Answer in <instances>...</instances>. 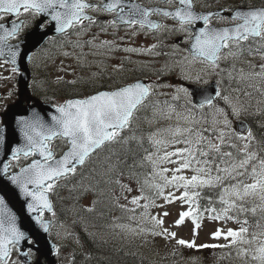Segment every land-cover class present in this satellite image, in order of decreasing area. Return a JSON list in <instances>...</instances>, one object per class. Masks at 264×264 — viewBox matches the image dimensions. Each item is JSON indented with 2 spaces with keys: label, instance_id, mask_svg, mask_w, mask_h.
<instances>
[{
  "label": "snow or ice",
  "instance_id": "6c2138e0",
  "mask_svg": "<svg viewBox=\"0 0 264 264\" xmlns=\"http://www.w3.org/2000/svg\"><path fill=\"white\" fill-rule=\"evenodd\" d=\"M167 2L171 4L173 0H167ZM178 4L179 7L171 10L146 7L138 0H95V2L90 0H0V57L7 56L15 65L17 57L22 55L18 43H9V40L17 38L23 30L26 22L18 19L21 15L42 19L50 17L58 32L76 28L83 32L96 25L99 26L101 33H108L109 29H113V36L121 27L133 30L132 35H137L138 32L147 34L150 30L168 29V25L150 18L157 15L176 21L178 28L173 26L170 30L188 33L192 60L207 63L213 70L219 67L222 59L239 58L245 52L259 56L261 61H264V7L240 5L229 10L221 9V12L227 11L228 15H221L219 19L225 21V25L216 27L212 20L217 13H197L192 0H178ZM90 13L103 14L110 16L111 19L101 20L99 16ZM13 16L17 19H13ZM198 21H202L203 26L198 31L191 32V27ZM37 27L42 28L45 25L40 23ZM98 38V34H95L85 43L105 48L109 52L120 47L114 40H100L99 44H94ZM119 39L122 41L125 37L120 36ZM155 47L156 45L153 44L148 48L128 47L123 50L133 53L150 52ZM248 64L250 71L247 73L244 69L236 70L233 65V70L238 71L241 80H247L250 77L264 79V62L253 64L249 61ZM231 76L230 72L229 77ZM195 79L199 81L200 77L197 76ZM181 90L186 95L189 94L187 88ZM206 91L203 89L200 94L204 95ZM152 92V85L138 80L112 91L97 92L82 99H70L54 106L58 115L51 117V124H46L39 116L21 117L20 130L25 143L11 150V160L19 161L21 153L25 158L37 155L39 158H33L31 163L20 168L18 173L12 174H9L10 162L0 161L2 165L0 171L8 175L10 183L18 186L25 196L31 197L32 202L27 204L30 211L38 213L43 209L51 211L52 205L46 192L53 189L59 178L75 174L77 166L84 165L87 159L106 144L121 139V133L129 127L134 112L143 105ZM215 95L225 101L233 115H240L243 109L233 104L228 96H221L219 91H215ZM205 106H214L210 96L204 95V98L198 104H194L193 108L203 109ZM216 113L223 119L214 117L212 126L209 128L198 127L200 121L190 113L183 118L188 122V126L177 125L171 133V140L153 139L152 142L156 145L182 143L184 147L166 151L157 159H153L152 154L149 153L145 159L153 167L151 173L153 182L145 180V184L155 190L154 198L149 199L148 196L143 195L142 187L141 195L134 196L131 200V204L135 207L125 208L124 205L120 207L132 213L142 209L141 215L145 219L150 218L154 226L163 225L162 218L148 215L149 207L157 206L155 198L163 197L168 203L176 199L193 205L197 204L203 189L219 188L218 200L222 205L220 212H217L216 208L205 209L214 213L212 219H234L235 217L230 215L233 210L251 211L253 214L257 209L264 212V148L253 150L254 137L251 130L248 129L246 134L238 133L232 129L228 113L224 109L217 108ZM56 138L62 139L66 144V150L59 158L54 156L50 144ZM234 140L240 142V147L233 142ZM224 148L234 151H223ZM159 163L176 164L178 167L161 168L158 167ZM185 170H190L193 174L190 177L185 176L182 174ZM168 172L172 175L168 176ZM156 178L159 182H155ZM247 179H251L252 182L245 183ZM168 187L177 190L183 188L184 191L177 197L173 192L165 193L164 189ZM127 190L132 191L131 188ZM249 198L253 202L251 209L244 207L245 203L249 202ZM141 200L145 203L141 204ZM209 202H212L211 197ZM193 212L199 215L198 206L181 212L180 218L175 223L181 224L185 217L192 216ZM163 215L167 216L169 213L165 212ZM37 220H40L39 215ZM41 223L43 224L42 221ZM241 223L242 226L239 229L229 228L226 232L217 229L212 234L214 238L223 237L228 241L227 244L200 245L199 247H237L238 255L249 258L255 264H264V228L258 222L257 228L260 231L249 233L248 227L243 226L247 224V221ZM43 226L47 230V225ZM130 230L134 231V229ZM152 234L168 237L176 235L174 232L169 233L166 228H162L160 232L153 229ZM22 240L28 242L25 232L17 227L16 217L6 203L5 194L0 190V264H7L11 259L12 249ZM177 243L197 247L194 242L183 239L178 240ZM240 245H248V247H239ZM13 264H15L14 261Z\"/></svg>",
  "mask_w": 264,
  "mask_h": 264
},
{
  "label": "rangeland",
  "instance_id": "374dc122",
  "mask_svg": "<svg viewBox=\"0 0 264 264\" xmlns=\"http://www.w3.org/2000/svg\"><path fill=\"white\" fill-rule=\"evenodd\" d=\"M201 1L206 2L205 0ZM207 1L209 3L212 2L209 0ZM241 1L242 0H217V3H221V5L225 7H230V5L236 3L240 4ZM245 5L255 4L246 3ZM122 34L123 33H121V35ZM137 35L129 36L124 44L125 48L133 46H136V48H148L150 45L158 44L156 41L153 42L151 38L147 37H144L145 41H143V38L134 39ZM104 40H114L120 45L118 39L106 36ZM140 43H143V47L140 46ZM94 44L99 43L94 42ZM69 45L70 48L68 50L54 55L52 61H43L38 65V72L39 70H42V72L39 73L41 78L36 80L37 88L43 98L48 97L50 101L55 104H60L67 99V85H80L83 87L88 84L96 90V87L101 86L104 82L110 86L113 82L121 81L100 80L99 76L102 75L101 70L111 71L115 66L127 62H130V64L132 62V65L135 66L137 65L135 61L144 64L150 61L152 66L148 72L151 76H159L161 75V68L165 69L166 73L161 76L163 78L152 77L153 80H149V83L153 85L150 101L146 102L138 112L135 113L129 127L125 128L121 133V136L124 137L127 135L135 136V133L137 134L139 131L147 130L152 139H163L168 141L171 140V133L175 130L177 125L180 127L188 126V122L183 118L189 116L190 113L194 115L196 120L200 121L198 127L201 128L211 127L214 117L222 120L223 117L218 116L216 113L217 108L224 109L225 112L228 113L231 127L237 132V121L247 116H254L256 111L264 107V79L250 77L247 80H241L238 71H236L244 69L245 73L249 72V61L253 64L264 62L261 61L259 56L249 55L247 52L239 58L229 57L228 59H222L219 63V67L213 70L208 64L193 61L192 59L186 61L182 59L164 61V57H162L163 61H157V58H160V56H153L151 52H156V47L150 52L133 53L120 50L119 48L109 52L105 48H98L94 45L86 44L85 42L77 47H71V43ZM119 58L121 59L119 60ZM233 65H235L236 70H233ZM171 67L173 70L169 69ZM221 69H223V71H221ZM230 72L232 73L231 78L229 77ZM185 76L190 77L191 80H184ZM197 76L200 77L199 81L195 79ZM212 81L218 82L217 91L221 93V96H228L233 104L243 109L239 116L233 115L231 108L223 99L217 96L213 99V107L205 106L203 109L193 108L194 103L189 88L186 87V82H193L197 85H209ZM9 88L10 80H0V99H4V101L8 100L9 97L6 93ZM182 88H187L189 94L186 95L185 92L181 90ZM3 95H5V97H3ZM219 101H222L223 104L219 103ZM250 130L254 137L252 149L255 150V142L259 143L260 139L252 128H250ZM153 134L155 135L153 136ZM233 142L240 147L239 141L234 140ZM176 147H184V144L169 143L167 146L155 144V149L152 152L153 159L163 156L166 151H174ZM223 151H228V148H224ZM158 167L172 169L178 167V165L159 163ZM182 174L190 177L193 173L190 170H185ZM167 175L171 176L172 173L168 172ZM157 182H159L158 178ZM251 182V179L245 180V183ZM128 188H131L132 191H128ZM164 191L165 193L173 192V194L178 197L184 189L181 188L177 190L168 187L165 188ZM134 196H140L137 186L130 182V180L124 181L119 194L121 204L129 208L135 207L131 204V200ZM249 201L252 202V199L249 198ZM86 202L87 200L84 203L87 204ZM140 203L143 204L145 201L141 200ZM256 203H259V201H256ZM155 204L157 205L156 207H149L148 215L149 217L157 216L162 218L164 221L163 225L154 226L150 218L145 219L141 215L142 209H140L136 211L132 221L118 223L108 231L97 229L96 232L97 234L105 236H122L133 239L137 242L138 247L143 253L150 254L155 259L162 258L163 261L161 262L163 263L206 264L207 258L205 251H208V247L199 246L226 244L228 241L223 239V237L214 238L212 234L217 229L223 232H226L229 228L239 229L233 222L226 219H212L210 214H201L200 212L198 216L193 212L192 216L185 217L184 221L177 225L175 222L180 218V213L188 211L190 207H197L196 204L189 205L176 199H172V202L168 203L163 197L155 198ZM165 212L169 213V215L164 216L163 214ZM52 216L56 218V222L53 224L50 234L59 244L56 250L57 258L60 259L58 262L67 264L72 259L71 246L69 244H73L74 242V233L69 222H61L56 213H53ZM162 228L168 229L169 233L174 232L176 234L175 237L152 234L153 229L156 232H160ZM130 229H134V231ZM141 229H143V231H141ZM180 239L194 242L197 247L180 245L177 243ZM239 247L246 248L248 245H240ZM175 249L179 250V253H177ZM245 260H248L250 264H255V262L242 255H239L238 264H242ZM13 261L15 264H24L17 250L14 248L12 249L11 259L7 264H13ZM157 263L160 264L159 261Z\"/></svg>",
  "mask_w": 264,
  "mask_h": 264
},
{
  "label": "trees",
  "instance_id": "16d2710c",
  "mask_svg": "<svg viewBox=\"0 0 264 264\" xmlns=\"http://www.w3.org/2000/svg\"><path fill=\"white\" fill-rule=\"evenodd\" d=\"M246 3L264 5V0L240 2L241 5ZM101 87L110 86L104 82ZM66 91L68 97H81L94 92L95 89L88 84L83 87L67 85ZM219 103L223 104L222 101ZM246 119L260 139L259 143L255 142V148H264V107ZM152 140L147 130L139 131L135 136H121L118 141L108 143L95 152L83 166L77 168L75 174L57 180L51 191L54 213L60 221L69 222L74 233V246H71L73 260L69 264H158V261L160 264H170L161 262L162 258L155 259L150 254L143 253L133 239L105 236L96 232L97 229L108 231L118 223L132 221L136 212L132 213L120 207L124 205L119 199L124 181L130 180L136 185L140 195L143 187V195L149 199L154 198L155 190L145 184V180L153 182V167L145 159L155 149ZM230 150L234 151L228 148V151ZM219 191V188H205L200 192L196 206L201 214L208 213L213 216L214 213L205 211L211 208L220 212L222 205L218 200ZM86 200L87 204L84 203ZM244 207L251 209L253 202L245 203ZM230 215L235 218L226 220L235 223L239 228L242 226L241 222L246 220L247 224L243 226L248 227L249 233L260 231L257 228L258 222L264 228V212L259 209L255 214L251 211L233 210ZM175 250L179 253V250ZM237 251V247H208V251H205L206 264H238ZM242 264L250 263L245 260Z\"/></svg>",
  "mask_w": 264,
  "mask_h": 264
},
{
  "label": "flooded vegetation",
  "instance_id": "af4514ba",
  "mask_svg": "<svg viewBox=\"0 0 264 264\" xmlns=\"http://www.w3.org/2000/svg\"><path fill=\"white\" fill-rule=\"evenodd\" d=\"M205 1L206 2H202L201 0H192L194 9L200 12H206L212 10H221V8H223V5H221V3H217V0L214 1L209 0L212 1L211 3H209L207 0ZM90 2H95V0H90ZM138 2H140L142 5L146 7H160L171 10H174L176 7H179L178 0H173V3L171 4H169L167 0H138ZM232 8H234V5L233 6L230 5V7H227L225 9H232ZM90 14L94 16H99L101 20L111 19L110 16H105L99 13H90ZM220 16L221 15H217L212 20V23L216 27H221L225 25V21H221L219 19ZM12 18L17 19L15 16H13ZM150 18L155 21H158L159 23L168 25V29L150 30L147 31V34H145V32H138L139 35L134 37V39L143 38V41H145L144 37H147V38H151L153 42L156 41L158 43L156 45L157 51L156 52L151 51V52L153 53V56L156 57L160 56V58H157V61H163L162 57H164V61L170 59H172L173 61L181 60V59L186 61L192 59L189 52L190 41L188 39V33L170 30L173 28V26L178 28V24L176 21L172 20L171 18H164L162 16H157V15H153ZM18 19L20 21H25L26 23L23 26V30L21 31L19 36L15 39L9 40V43L12 44L18 43L22 55L17 57L15 65L11 63V61L8 59L7 56L0 57V80H10V88L6 93V95H8L9 97L8 100L4 101V99H0V119H1L0 126L4 123L3 115L8 110L9 106L18 102L20 99L23 100L24 104L34 103L36 99L48 101L47 99H44L41 96L36 84V80L41 78L39 76V73L42 72V70H39L38 72V65L41 62L52 61L54 55H56L59 52L68 50L70 48L69 45L70 43H71V47H77L81 43H84L86 40H91L93 35L95 34H98L99 36V38L96 41H94L95 43H99L100 40H104V38L108 36L114 39H118V42H120L119 49L123 50L125 48L124 44L126 43L129 36L132 35V31H133V30H128L126 27H121L118 33L115 36H113L112 35L113 29H109L108 33H101L99 26L94 25L91 27L90 30L83 32L79 28H76V29L66 30L65 32L50 34L37 47L36 45L37 36L43 33V31L46 30L47 28L53 26L55 23L50 20V17L42 19L41 17L31 18L21 15ZM40 23H43L45 27L42 28L37 27V25ZM196 26L197 23L191 27L190 31L194 33L196 31L195 30ZM121 33H123L122 35L125 37V39L122 41L119 39V37L122 36ZM115 42L117 43V41ZM140 46L143 47V43H140ZM133 47L136 48V46ZM120 59L121 58H119V60ZM135 63L137 64L135 66L132 65V62L131 64L130 62H127L125 64L117 65L111 71L101 70L102 75L99 76V78L100 80H140V79L153 80L152 77L163 78L161 76H163L166 73L165 69L161 68L160 70L161 75L151 76L149 75L148 72L152 66V63H150V61L147 62L146 64L138 63L137 61H135ZM13 68H15V71H13ZM24 68L27 69L29 81H28L27 95H24L22 97L19 80L25 73ZM169 69L173 70L172 67ZM139 72H142L143 74H140ZM186 77L188 76H185L184 80H191L190 77L188 78ZM3 97H5V95H3ZM28 98H31V100L29 101ZM51 149L55 150L54 153L55 156L59 155L60 151H62L63 149L62 139H56L55 144L51 145ZM33 158L35 157L29 156L25 158L23 155H20L19 161H12L10 159L9 160L11 164L9 168L10 171H15V168L17 167L18 163L23 162L24 165L32 161ZM42 217L51 219L50 214L48 215L42 214ZM30 242L33 241L30 240ZM32 256H34L33 253ZM59 260L60 259L57 258L56 264H61V262L60 263L58 262ZM40 261L42 264H47L46 258H41Z\"/></svg>",
  "mask_w": 264,
  "mask_h": 264
},
{
  "label": "water",
  "instance_id": "95a60500",
  "mask_svg": "<svg viewBox=\"0 0 264 264\" xmlns=\"http://www.w3.org/2000/svg\"><path fill=\"white\" fill-rule=\"evenodd\" d=\"M252 7L260 8V7H264V5L252 6ZM195 11L197 13H202V14H206L208 12H215L219 15L228 14L227 11L221 12V10L200 12L195 9ZM202 26H203V22L198 21L195 30L198 31V29ZM56 33H58V31L55 30V24L50 28L44 30L43 33L37 36V43H36L37 47L48 35L56 34ZM24 70L25 73L19 80L22 97L24 95H27L28 81H29L27 69L24 68ZM136 81L138 80H135L131 83H134ZM139 81L148 84L147 80H139ZM187 86L190 89V92L192 94V99L195 104H198L204 98V95L210 96L212 100L216 98L215 95V91H217L216 81H212L211 84L209 85H196L193 83H188ZM203 89H206L207 91L204 93V95H201L200 93L201 90ZM102 91H112V90L103 89L97 92H102ZM97 92L91 95H94ZM70 99H82V98L73 97V98H69L68 100ZM28 100L30 101L31 98H28ZM53 115H58L54 105H52L51 103L43 102L40 99H36L34 103H28L26 105L23 103V100L20 99L18 102L10 105L8 110L3 115L4 125L0 128V136H1L0 161L9 162V159H11V150L16 147H20L25 143L23 133L20 130L21 126L19 121L21 117L32 118L35 116H39L46 124H51L52 123L51 117ZM249 127L250 125L247 120L237 121V131L239 133H246ZM59 156H57L56 158H59ZM37 158H39L38 155ZM78 167L80 166H77V168ZM0 168H2V165H0ZM29 187L31 188V185ZM0 190H2L3 193L5 194L6 203L16 217L17 227H19L21 231H24L26 234V239L28 242L26 243L24 240H22L18 245L19 248L23 249V251L20 253L21 258L23 260H26L28 263L30 262L29 252L27 251V248L29 247L37 251L38 253V260L34 264H42L40 261L41 258H46L48 264H55L56 259H55L54 251L56 249V242L53 241L48 235V230L52 224V220L48 218H42L40 216V213L38 212L30 211L27 208V204L32 202L31 197L25 196L20 191L18 186L11 184L10 181L8 180V177H6V175L2 171H0ZM46 196L52 205V209H51L52 211L53 203L51 200V192L50 191L46 192ZM45 210L51 212L48 209ZM38 215L40 217V220H37ZM41 221L43 222V224L41 223ZM44 224L47 225V230H45V227L43 226ZM30 239L33 241V243L29 242Z\"/></svg>",
  "mask_w": 264,
  "mask_h": 264
}]
</instances>
